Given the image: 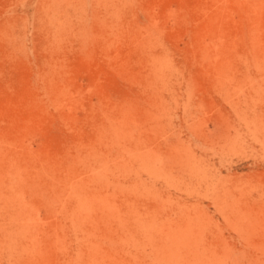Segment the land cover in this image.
Returning a JSON list of instances; mask_svg holds the SVG:
<instances>
[{
	"label": "rangeland",
	"instance_id": "obj_1",
	"mask_svg": "<svg viewBox=\"0 0 264 264\" xmlns=\"http://www.w3.org/2000/svg\"><path fill=\"white\" fill-rule=\"evenodd\" d=\"M0 264H264V0H0Z\"/></svg>",
	"mask_w": 264,
	"mask_h": 264
}]
</instances>
